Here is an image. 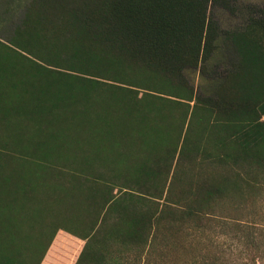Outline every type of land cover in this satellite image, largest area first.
<instances>
[{"label": "trees", "instance_id": "obj_1", "mask_svg": "<svg viewBox=\"0 0 264 264\" xmlns=\"http://www.w3.org/2000/svg\"><path fill=\"white\" fill-rule=\"evenodd\" d=\"M218 2L0 0V264H264V7Z\"/></svg>", "mask_w": 264, "mask_h": 264}, {"label": "rangeland", "instance_id": "obj_2", "mask_svg": "<svg viewBox=\"0 0 264 264\" xmlns=\"http://www.w3.org/2000/svg\"><path fill=\"white\" fill-rule=\"evenodd\" d=\"M229 5L232 6L235 10L231 12L227 8H225L220 2L216 3L211 9V16L218 22L220 28L222 29H231L234 27L241 26L247 15L248 11L251 7H264V0H227ZM190 79L195 83L200 82L199 72H190ZM257 211L260 213L259 218H257V224L262 225L264 227V202L262 205L257 206ZM214 251V250H213ZM204 254V250L202 252V256ZM209 255H212V252L209 251V254H204L205 257L201 258V262L199 264H208L210 262ZM218 264H237L235 261H229V263L223 262L220 260L217 262Z\"/></svg>", "mask_w": 264, "mask_h": 264}]
</instances>
